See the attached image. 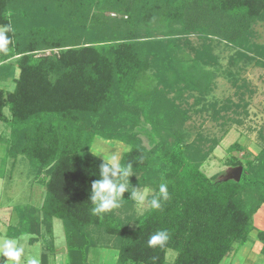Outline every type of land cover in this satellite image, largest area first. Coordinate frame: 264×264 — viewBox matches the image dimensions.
Masks as SVG:
<instances>
[{
	"label": "trees",
	"instance_id": "16d2710c",
	"mask_svg": "<svg viewBox=\"0 0 264 264\" xmlns=\"http://www.w3.org/2000/svg\"><path fill=\"white\" fill-rule=\"evenodd\" d=\"M263 22L264 0H0V26L15 29L14 47L0 53V149L11 166L26 160L44 188L38 207H14L7 237L42 243L41 264L57 251L54 219L64 264H91L99 249L116 251L115 264H167L170 251L172 264H222L252 232L264 257V231L253 227L264 204V149L229 159L242 168L238 182L207 177L201 167L217 141L207 150L201 135L187 142L182 106L186 92L202 101L218 75L243 94L239 65L264 68V43L255 41ZM221 44L233 50L224 69L213 52ZM230 103L220 109L240 107ZM95 139L127 147L120 163L132 165L133 188L155 194L168 184L161 209L137 214L126 191L119 209L91 214V184L106 162L90 150ZM160 229L169 243L149 247Z\"/></svg>",
	"mask_w": 264,
	"mask_h": 264
},
{
	"label": "rangeland",
	"instance_id": "374dc122",
	"mask_svg": "<svg viewBox=\"0 0 264 264\" xmlns=\"http://www.w3.org/2000/svg\"><path fill=\"white\" fill-rule=\"evenodd\" d=\"M255 32V41L263 44L264 22L255 26ZM190 40L195 46L199 45V41L195 37H191ZM213 52L218 55L221 68H226L227 58L233 53V50L225 48L221 44L215 45ZM45 54H49V51H46ZM240 66L239 78L246 84L245 89L238 90L240 94L243 93L242 95H238L236 89L223 76L218 75L202 101L197 104L195 99L197 93L186 92L184 93L186 100L182 103L183 108L189 110V118L183 127L184 131L190 135L187 142H194L201 135L205 139V144L202 146L204 150H207L213 140L217 141L201 170L207 177L216 176L218 180L232 176L234 168L227 165L231 157L242 162L246 158L253 160L264 149V68L258 67L254 62L240 64L239 68ZM15 76H17V72ZM12 88L13 86H9L6 89L12 90ZM227 100H231L233 105L240 107L231 106V109L226 111L220 109ZM213 103L216 104V109H219L216 117H213L214 112L210 106ZM4 113L9 115L7 109L4 110ZM3 130L5 127L0 124V131ZM236 143L241 147V150L229 153L227 151L229 147ZM144 144L146 145L145 141ZM90 150L104 160V155L112 153L121 158L127 147L116 141L95 139ZM20 161L15 163V166H11V161L5 158L3 149H0V239L7 237L8 227L16 224L14 207H38L43 199L44 188L34 181L28 162ZM147 208V204L142 207L135 205V210L139 215L144 213ZM261 224L262 222L258 221L256 223L259 227ZM257 226L253 223L255 231L259 230ZM53 235L57 251L49 257V263L64 264L65 240L60 220H53ZM17 239L25 249L24 264H26L28 256L40 257L43 253L42 243L29 244L27 235ZM260 246L255 232H252L249 241L241 247L235 245V251L228 256L229 258L224 259L222 264H264ZM166 257L167 264H172L174 253L170 251ZM115 259L116 251L99 249L91 256L90 263L115 264Z\"/></svg>",
	"mask_w": 264,
	"mask_h": 264
},
{
	"label": "clouds",
	"instance_id": "9594fccd",
	"mask_svg": "<svg viewBox=\"0 0 264 264\" xmlns=\"http://www.w3.org/2000/svg\"><path fill=\"white\" fill-rule=\"evenodd\" d=\"M9 33H15L9 23L0 26V53H7L14 47V41ZM106 161L100 168V179L93 181L90 191L91 214L93 216L112 212L119 209L124 201V193H130V200L137 206L149 205L153 210L162 208V201L169 199L168 184L160 183L158 191L140 186L139 190L130 184V177L135 174L131 164L120 163L117 154L104 155ZM171 239L167 229L155 231L148 239V246L152 248L165 247ZM25 249L17 238L0 239V264H24ZM26 264H41L39 256H28Z\"/></svg>",
	"mask_w": 264,
	"mask_h": 264
},
{
	"label": "crops",
	"instance_id": "0c3cea01",
	"mask_svg": "<svg viewBox=\"0 0 264 264\" xmlns=\"http://www.w3.org/2000/svg\"><path fill=\"white\" fill-rule=\"evenodd\" d=\"M260 210V211H259ZM259 212L257 211L253 217V223L256 225L257 221L262 222L261 227L257 226L259 230L264 231V204L259 208ZM61 253V252H59ZM229 258V257H228Z\"/></svg>",
	"mask_w": 264,
	"mask_h": 264
},
{
	"label": "water",
	"instance_id": "95a60500",
	"mask_svg": "<svg viewBox=\"0 0 264 264\" xmlns=\"http://www.w3.org/2000/svg\"><path fill=\"white\" fill-rule=\"evenodd\" d=\"M241 171H242L241 167H236L233 169V173L231 177L224 178L222 180H234L235 182H238L240 179Z\"/></svg>",
	"mask_w": 264,
	"mask_h": 264
}]
</instances>
